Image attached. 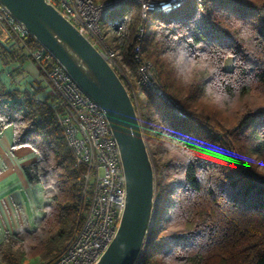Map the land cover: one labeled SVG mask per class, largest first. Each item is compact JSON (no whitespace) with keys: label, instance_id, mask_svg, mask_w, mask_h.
<instances>
[{"label":"trees","instance_id":"16d2710c","mask_svg":"<svg viewBox=\"0 0 264 264\" xmlns=\"http://www.w3.org/2000/svg\"><path fill=\"white\" fill-rule=\"evenodd\" d=\"M141 10L130 0L111 13L122 61L135 72L134 47L141 43L187 115L144 88L142 118L157 154L159 193L138 264H264V0H185L170 13L151 11L162 15L154 24ZM23 57L0 43L3 67ZM39 92L40 84L33 92L0 79V130L13 125V145L33 148L37 158L25 173L46 199L35 229L6 233L3 264H23L25 257L49 262L81 218L84 167L75 164L56 111L37 100Z\"/></svg>","mask_w":264,"mask_h":264},{"label":"built area","instance_id":"2783aa9c","mask_svg":"<svg viewBox=\"0 0 264 264\" xmlns=\"http://www.w3.org/2000/svg\"><path fill=\"white\" fill-rule=\"evenodd\" d=\"M55 6L104 55L120 76L132 87L135 103L138 88L157 93L179 116L187 113L163 87L152 61L145 56L141 43L134 47L137 69L133 77L120 68V51L103 37L101 24L106 16L130 0H46ZM141 5L143 20L151 11L170 13L185 0H135ZM128 20V16L123 17ZM123 25L115 31L122 32ZM144 33L140 28L139 36ZM0 43L12 44L15 54L37 65L49 102L57 114L75 164L84 167L81 174L80 221L64 249L44 264H95L113 240L120 224L126 199V186L117 142L106 115L67 71L14 15L0 2ZM137 106V104H136Z\"/></svg>","mask_w":264,"mask_h":264},{"label":"water","instance_id":"95a60500","mask_svg":"<svg viewBox=\"0 0 264 264\" xmlns=\"http://www.w3.org/2000/svg\"><path fill=\"white\" fill-rule=\"evenodd\" d=\"M104 111L126 186L117 232L95 264H137L154 223L157 172L137 106L101 51L46 0H0Z\"/></svg>","mask_w":264,"mask_h":264},{"label":"crops","instance_id":"0c3cea01","mask_svg":"<svg viewBox=\"0 0 264 264\" xmlns=\"http://www.w3.org/2000/svg\"><path fill=\"white\" fill-rule=\"evenodd\" d=\"M16 63L21 67L20 76L33 80L35 88L39 84L44 88L36 64L26 57ZM13 142L14 127L7 125L0 130V243L6 233L35 229L37 220L44 214L46 202L43 186L30 182L25 173V167L36 160V153L29 145L14 146ZM32 260L38 262L41 258ZM23 264L32 263L24 259Z\"/></svg>","mask_w":264,"mask_h":264},{"label":"rangeland","instance_id":"374dc122","mask_svg":"<svg viewBox=\"0 0 264 264\" xmlns=\"http://www.w3.org/2000/svg\"><path fill=\"white\" fill-rule=\"evenodd\" d=\"M96 1L98 2V1H104V0H96ZM150 16H151V18L154 19V21H151V24H154L155 22H159L162 19V15L159 13L153 12V13H150ZM113 17H114L113 14L109 15L105 19V21L102 22L101 27H103V34H104L103 37L108 42V44L112 45V43H113L116 46V42L113 40L114 31L111 29V25H110V21ZM118 63H119L120 68H123L129 76L133 77L135 75L136 71L133 72L131 70V68L129 67V65L126 62L122 61V55L121 54H120V57L118 59ZM226 63H227L226 64L227 68L231 69L233 67L232 58H228ZM20 70H21V67L16 62L15 63L13 62L11 65H9L8 68L7 67L5 68V67H3V64L0 61V79L2 81H4L8 86H10V87H17L18 86L20 89L30 87L31 91H33V89L36 90L37 87L35 88V84L33 83L34 81L31 79H29V80L26 79V76H23V75L20 76V74H21ZM11 77H13L15 80L14 85L12 83L10 84V78ZM43 86H44V88L42 89L43 92H39V96H37L40 99H45L48 97V91H47V89H45L44 84H43ZM137 91H138L137 92L138 93V99H137V103H136L137 109H138L139 115L141 117L142 124L144 126L145 135H146V139H147V142L149 145L150 153H151L152 159H153L154 164H155L157 154L153 153V151H152L153 141L148 137V135L150 133L149 127H147V124H145L143 122V118H142L143 114L146 113L145 110H146V105H147V96H146V92H145L144 88H138ZM155 168H156V164H155ZM158 175L159 174L157 172V184L159 182V176ZM158 193H159V188L157 186V195H158ZM24 259L25 260L29 259V261H31L32 264L33 263L34 264H43L46 262V260H40L38 262H34L33 261L34 259L32 260V258H28V257H25ZM35 261H36V259H35ZM47 261H50V260H47ZM139 261H140V259H139ZM139 261H138V263H139ZM26 263H27V261H26ZM0 264H3V263L0 262Z\"/></svg>","mask_w":264,"mask_h":264}]
</instances>
